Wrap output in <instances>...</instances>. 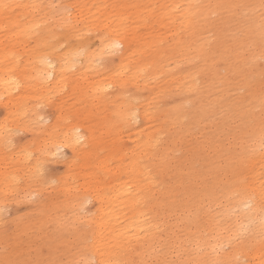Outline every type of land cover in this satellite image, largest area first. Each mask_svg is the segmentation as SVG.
I'll return each instance as SVG.
<instances>
[{"label":"rangeland","instance_id":"374dc122","mask_svg":"<svg viewBox=\"0 0 264 264\" xmlns=\"http://www.w3.org/2000/svg\"><path fill=\"white\" fill-rule=\"evenodd\" d=\"M38 1L48 17L23 44L9 47L12 29L28 15L14 7L0 17V68L12 48L27 72L28 57L41 52L35 33L45 27L56 33L58 49L86 42L96 57L102 39L113 35L127 48L89 66L77 62L58 87L31 93L27 101L43 120L38 128L7 121L1 96L0 138L11 132V140L0 143V264H83L92 235L98 231L101 249L120 226L112 201L119 181L131 178L134 160L143 171L142 205L163 234L183 235L185 226L213 242L211 251L199 250V264H249L240 250L264 264V232L246 225L238 205L230 208L238 191L251 186L264 210V145L256 147L259 130L251 127L264 129V2L230 0L221 11L197 0L189 15V0ZM207 5V15L200 14ZM247 57L257 70L243 84ZM209 78L220 86L227 80L222 97L213 94L216 103L226 102L222 117L193 111ZM64 131L82 133L83 141L46 153ZM204 187L213 190L208 198ZM226 233L232 239L224 241ZM193 247L186 243L170 257Z\"/></svg>","mask_w":264,"mask_h":264},{"label":"bare ground","instance_id":"6f19581e","mask_svg":"<svg viewBox=\"0 0 264 264\" xmlns=\"http://www.w3.org/2000/svg\"><path fill=\"white\" fill-rule=\"evenodd\" d=\"M195 1L197 0H189L190 5L187 9L189 15L195 12ZM241 1L237 0V2ZM205 2L206 4H216L222 11L225 4L231 1L206 0ZM258 2L262 4L264 0H258ZM170 4L175 5L176 0H171ZM44 5L43 2L38 0H0V17H8V9L14 7L19 9L22 14L28 15L26 21L21 24L17 23L12 29L14 38L12 46L9 47H14L15 44H23L24 37L30 36L33 33V28L47 19L48 13H45ZM208 6L211 5L202 8L200 14L207 15L210 10ZM255 8L256 6L254 5L248 7V12L252 13L254 19ZM30 13H33V17H31ZM117 17L120 21V17ZM187 20L188 18H185V15L182 14V21L186 23ZM0 28H2V23H0ZM115 30L118 29L115 28ZM259 30L260 35L264 38L261 28ZM62 35L66 36L67 34ZM35 36L39 39L35 45L41 49V52L33 60H29L30 57H28L27 72H24L23 60L12 54V48L8 50L7 65L4 68H0V98L1 96L4 97L3 105L6 109L7 121L19 129L38 128L42 125L41 113L37 112L35 106L27 101L30 99L31 93L34 94L37 90V94H40L44 90L58 87L64 80L69 68L76 66L77 62L84 61V65L89 66L94 58L115 52L119 50V46H121V50L127 48L121 35H113L112 38L106 37L102 39L99 55L94 57L86 42L82 43L81 49L79 47H62L58 49V46L55 45L56 40L53 38L56 36L53 28H39ZM123 57L121 55L120 58L123 59ZM207 60L208 62L212 61L209 56H207ZM256 66L257 62L255 60H248V57L245 59L244 68L239 73V76H242L241 81L243 84H246V80H243V78L249 76L254 69L256 71ZM226 81L224 80L222 86H220L217 79L209 78L205 84L206 86L202 88L205 94L198 97L193 110L196 111L199 117L204 118L209 114L222 117L225 114L226 111H223V109L226 107V102L217 101L216 103V98L213 94H220L218 97H222L228 85L225 84ZM260 126L261 124L258 126L251 125V127L259 130L256 147L257 145H264V129L261 130ZM1 127L3 126L0 125ZM5 131L7 130L5 129ZM1 132L2 128L0 134ZM4 136L7 143H9L11 132L6 133ZM62 137L60 142L54 143V148L51 147L50 150H45V152L55 153L58 149L64 147L65 144L77 146L83 141V134L80 132L69 133L64 131ZM6 141L0 138V143H5ZM144 144H149V142H142L140 146L143 148ZM101 163L103 164V162ZM129 170L131 172L129 177L131 178L119 181L114 193V195L116 194L115 199L112 201L117 205L118 213V216L113 214L112 218L118 220L120 226L112 230L110 236H105L107 239L102 243L101 249L98 244V231L96 236L92 235L93 239L85 243L82 254L83 264L92 263V259H95L97 264H199L203 254L199 250L204 248L205 251H211L213 242L206 235L198 238L192 231H188L185 226L182 227L183 235L170 236L163 234L164 229L158 228L157 222L151 221L147 217L149 214L148 208L142 205L143 199L140 195V187L142 186L143 171L139 169V165L135 160L129 162ZM248 185L244 184L243 186ZM206 189L204 187L203 191L206 198H208L207 195L213 190L206 191ZM154 205L159 209L156 204ZM236 205L239 206V214L243 217L247 226L252 224L255 232H264V210L251 186L238 191V197L231 202L230 208ZM113 210V208L110 209L111 212ZM181 221H183V218H181ZM241 222L237 221V228L235 229L241 227ZM232 237L231 233H226L224 241H228ZM186 243L193 245L195 251H186L182 256L176 254L174 258L170 257L172 251ZM142 250H144V257L141 254ZM240 254L249 257L251 260L249 264H261L254 252L246 251L244 253L240 250ZM12 264L18 263L13 262Z\"/></svg>","mask_w":264,"mask_h":264},{"label":"snow or ice","instance_id":"6c2138e0","mask_svg":"<svg viewBox=\"0 0 264 264\" xmlns=\"http://www.w3.org/2000/svg\"><path fill=\"white\" fill-rule=\"evenodd\" d=\"M117 47H118V45H117Z\"/></svg>","mask_w":264,"mask_h":264}]
</instances>
